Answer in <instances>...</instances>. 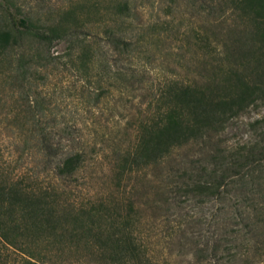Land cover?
Wrapping results in <instances>:
<instances>
[{
  "label": "trees",
  "instance_id": "16d2710c",
  "mask_svg": "<svg viewBox=\"0 0 264 264\" xmlns=\"http://www.w3.org/2000/svg\"><path fill=\"white\" fill-rule=\"evenodd\" d=\"M214 3L218 23L205 29L227 23L229 43L221 45L219 34L194 36V44H203L206 74L188 82L166 81L146 111L130 123V141L123 145L113 140L114 158L108 168L120 183L150 167L163 175L166 163L173 160L181 171L176 186L185 185L189 194L222 204L219 237L201 244L183 234L180 245L192 246L197 264H264V137L236 147L208 146L231 119L264 97V0ZM88 9L86 4L72 5L47 21L30 13L15 19L11 12L12 26L0 25V54L11 48V62L22 80L32 67H74L83 88L80 102L97 116L105 81L128 80L113 60L136 54L143 45L138 33L143 23L133 0H110L103 21L85 19ZM93 12L101 10L94 5ZM166 24L165 31L173 30L170 21ZM90 26L102 30L81 33ZM54 42L64 47L52 52ZM35 136L38 154L48 159L53 155L50 140L43 131ZM192 146L198 147L200 157L187 167L178 156ZM90 151L87 140L79 141L55 163L52 182L42 188H27L18 177L0 172V241L27 255V264L40 260L35 247L44 237L52 243L82 245L109 264H164L162 248L148 240L140 206L126 188L97 194L80 182ZM61 178L79 181L73 198Z\"/></svg>",
  "mask_w": 264,
  "mask_h": 264
},
{
  "label": "rangeland",
  "instance_id": "374dc122",
  "mask_svg": "<svg viewBox=\"0 0 264 264\" xmlns=\"http://www.w3.org/2000/svg\"><path fill=\"white\" fill-rule=\"evenodd\" d=\"M219 1L224 0H133L143 23V29L138 32L143 45L133 57L118 55L113 60L116 69L125 72L128 80L112 77L105 81L101 89L104 98L97 116L80 102L83 88L74 67L51 65L47 70L32 67L22 80L11 62V48L0 54V172L3 176L18 177L27 188L46 187L53 180L55 163L85 139L91 151L80 182H85L84 186L97 194L117 193L126 188L131 200L140 206L141 227L148 234V240L158 250L162 248L163 263L197 264L192 246L180 245V241H185L180 237L185 234L201 244L207 238L219 237L222 204L189 194L185 185L176 186L181 171L173 160L166 163L163 175L159 169L150 167L120 183L108 167L114 158L113 140H122L123 145L130 141V123L146 111L166 81L188 82L206 74L205 57L201 53L203 44L197 40L194 44V36L208 33L214 38L219 34L221 45L229 43L227 23H220L212 30L205 29L209 23L211 26L218 23L214 22L216 13L211 6ZM109 2L0 0V25L12 26L11 12L15 19L30 13L47 21L59 18L69 6L79 4H86L90 10L85 19L103 21L108 15ZM94 5L100 8V14L93 12ZM233 20L234 17L229 18V22ZM166 21L171 22L173 30L165 31ZM101 30L102 26H90L81 29V33ZM63 47L64 43L54 42L51 51ZM34 101L39 107H32ZM40 131L52 144L53 155L48 159H42L36 148L35 135ZM262 137L264 97L231 119L208 146L236 147ZM197 150V146L189 147L178 158L182 156L189 167L199 156ZM60 183L71 198L77 194L79 181L75 178H61ZM39 239L35 251L40 260L36 264H109L82 245L52 243L45 237ZM0 245H3L1 241ZM25 256L11 245L7 248L3 245L0 264H27Z\"/></svg>",
  "mask_w": 264,
  "mask_h": 264
}]
</instances>
